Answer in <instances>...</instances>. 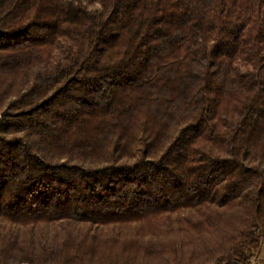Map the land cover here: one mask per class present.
Wrapping results in <instances>:
<instances>
[{"label": "trees", "instance_id": "16d2710c", "mask_svg": "<svg viewBox=\"0 0 264 264\" xmlns=\"http://www.w3.org/2000/svg\"><path fill=\"white\" fill-rule=\"evenodd\" d=\"M263 242L264 0H0V264Z\"/></svg>", "mask_w": 264, "mask_h": 264}, {"label": "rangeland", "instance_id": "374dc122", "mask_svg": "<svg viewBox=\"0 0 264 264\" xmlns=\"http://www.w3.org/2000/svg\"><path fill=\"white\" fill-rule=\"evenodd\" d=\"M138 232H148V228L146 226H142L141 225V228L138 227ZM131 234H134V233H131ZM253 263L254 264H263L264 263V242L263 244L261 245V248L260 250L258 251V253L256 254L255 258L253 259Z\"/></svg>", "mask_w": 264, "mask_h": 264}]
</instances>
